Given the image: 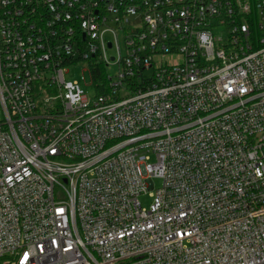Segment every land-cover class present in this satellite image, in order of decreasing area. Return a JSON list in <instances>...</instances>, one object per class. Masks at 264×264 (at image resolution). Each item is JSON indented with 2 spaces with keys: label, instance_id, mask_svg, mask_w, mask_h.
<instances>
[{
  "label": "built area",
  "instance_id": "2783aa9c",
  "mask_svg": "<svg viewBox=\"0 0 264 264\" xmlns=\"http://www.w3.org/2000/svg\"><path fill=\"white\" fill-rule=\"evenodd\" d=\"M0 106V264H264V0H0Z\"/></svg>",
  "mask_w": 264,
  "mask_h": 264
},
{
  "label": "rangeland",
  "instance_id": "374dc122",
  "mask_svg": "<svg viewBox=\"0 0 264 264\" xmlns=\"http://www.w3.org/2000/svg\"><path fill=\"white\" fill-rule=\"evenodd\" d=\"M106 41L111 40V35L107 34L105 36ZM121 46H123L124 41L120 39ZM110 56L116 55V50H111L108 53ZM69 72L66 74V79L69 81H79L83 90L89 98H94L96 94L95 83L93 81V76L91 72L90 61H77L66 67ZM107 74L111 75L115 80L116 73L118 72L117 66H110L109 69L105 67ZM3 119V112L0 106V120ZM154 162V158H152V163ZM155 189L160 188L162 186V180L156 179L154 181ZM154 192L150 190L148 193ZM140 201L144 207H148L151 203V199L148 195H143L140 197Z\"/></svg>",
  "mask_w": 264,
  "mask_h": 264
},
{
  "label": "trees",
  "instance_id": "16d2710c",
  "mask_svg": "<svg viewBox=\"0 0 264 264\" xmlns=\"http://www.w3.org/2000/svg\"><path fill=\"white\" fill-rule=\"evenodd\" d=\"M91 72L93 76V81L95 83L96 94L100 95L106 91L104 88L107 83L106 80V70L105 66L99 62L97 58L90 61Z\"/></svg>",
  "mask_w": 264,
  "mask_h": 264
}]
</instances>
